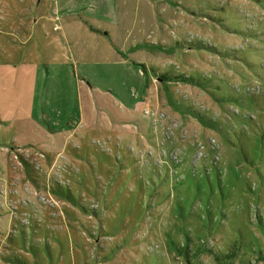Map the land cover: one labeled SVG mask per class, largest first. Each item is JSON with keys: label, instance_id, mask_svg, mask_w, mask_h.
Here are the masks:
<instances>
[{"label": "rangeland", "instance_id": "rangeland-1", "mask_svg": "<svg viewBox=\"0 0 264 264\" xmlns=\"http://www.w3.org/2000/svg\"><path fill=\"white\" fill-rule=\"evenodd\" d=\"M124 10L0 0V264H264V0ZM82 53L111 61L94 114L18 145L35 66Z\"/></svg>", "mask_w": 264, "mask_h": 264}, {"label": "crops", "instance_id": "crops-1", "mask_svg": "<svg viewBox=\"0 0 264 264\" xmlns=\"http://www.w3.org/2000/svg\"><path fill=\"white\" fill-rule=\"evenodd\" d=\"M60 0L63 12L54 14V20L59 24L64 19L81 17L82 25L80 29H89L86 21L94 19L100 22L109 21L113 24L119 23L120 19H124L125 8H127L128 0ZM133 8H135L133 6ZM61 11V10H60ZM94 25L93 22H90ZM96 23V22H95ZM92 26V25H90ZM77 27V26H76ZM113 27V26H112ZM55 30L62 31L65 27L55 26ZM91 29V27H90ZM66 33L72 29H66ZM78 30V29H77ZM115 31V27H113ZM97 29V33L109 31ZM69 34V33H68ZM83 52H100L103 47L95 50L89 49L84 44ZM79 51V50H78ZM65 61H50L47 64H38L35 67V79L33 86V102L28 115L17 116L11 115V118L5 120L7 126H13L19 134L16 135V142L20 146L28 144L48 145L43 140L49 138L51 132H56L65 128V120L71 118L73 112L76 111L79 120L88 115H93L96 105L90 101L91 93L94 88H100V77L104 78L107 63L105 59H100L99 54L89 56L88 53L77 58L68 56ZM72 60V61H70ZM112 64L109 66L112 70ZM113 71V70H112ZM114 72H116L114 66ZM86 80V81H85ZM98 80V82H97ZM92 87H90V84ZM141 85L144 83L141 82ZM0 120L2 117L0 116ZM88 127L98 128L96 125L89 124ZM12 129V128H11ZM99 130V129H96ZM19 146V147H20Z\"/></svg>", "mask_w": 264, "mask_h": 264}]
</instances>
